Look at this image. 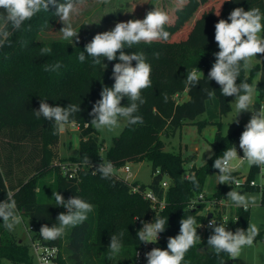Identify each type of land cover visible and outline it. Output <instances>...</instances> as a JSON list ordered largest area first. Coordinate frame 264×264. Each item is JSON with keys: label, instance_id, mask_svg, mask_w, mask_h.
<instances>
[{"label": "trees", "instance_id": "trees-1", "mask_svg": "<svg viewBox=\"0 0 264 264\" xmlns=\"http://www.w3.org/2000/svg\"><path fill=\"white\" fill-rule=\"evenodd\" d=\"M63 2L65 0H57V3ZM206 2L187 0L178 7L174 21L171 19L164 26V30L169 32L168 40L140 42L131 48L125 45L126 54L143 53L145 61L151 65L152 85L142 90L145 103L139 106L136 113L143 117V124L127 123L107 149L103 162L110 161L117 167L127 162H151L152 179L150 183L140 185L165 198L166 206L156 219L168 220L156 248L166 250L169 237H175L180 232V221L191 216L197 221V234L201 241L186 253L183 264H233L227 253L222 252L217 256L208 245L214 227L208 229L205 235L199 233L198 224L206 219L203 213L205 203H197L193 207L194 199L201 192H206L209 175L218 171L213 167L215 159L234 146L239 132L222 131L221 115L231 111V96H222L220 86L208 79V73L215 62L214 54L219 51L214 40V26L218 20L227 19L237 7L245 11L259 8L264 15V0H222L219 7L205 11L196 20L194 28L189 29L188 22ZM219 11L220 15L217 16ZM55 12L56 7L50 5L49 11L41 10L18 30H13L9 24L11 35L0 46V202L7 199V193L12 189L17 210L31 218L36 225L37 235L42 238L41 226L58 225V215L67 212L63 206L55 205L53 191L59 192L65 200L77 196L92 204L94 211L88 214L83 224L66 229L59 239L48 241L61 248L60 264H135L136 251L144 245L137 236L141 229L137 217H149L151 205L142 195L133 193L125 179L115 174L109 179H102L99 173L93 175L94 169L102 163L104 144L98 130L90 124L94 118L90 113L96 101L101 99L102 89L114 85L113 67L120 61L109 62L101 57L102 63L107 65L103 69L102 64L93 65V58L86 52L84 62L78 59L91 40L72 43L70 39L41 38L42 33L53 28L59 20ZM121 14L123 11L118 10L111 14V18L116 19ZM261 36L264 37V32ZM46 47L52 51L42 56L41 49ZM257 58L259 62L250 72L242 69L237 79V84L246 81L253 85L254 78L259 75L256 83L258 97L254 102L256 111L262 106L264 98V54H258ZM57 62L62 65L58 71L44 70L45 65ZM132 64L135 66L136 61ZM194 68L200 70L204 77L192 87L187 84L186 78ZM184 90H188V99L176 101L175 95ZM207 91H215V96L209 98ZM41 99L50 106H80L81 111L70 117V121L79 124L78 154L64 160L82 163L83 157L88 156L93 165L82 163L78 177L65 176L60 163H54L53 157L59 151L60 133L53 134L52 122L33 115V110L39 109ZM121 104L127 106L126 97ZM188 122H195L200 128L208 124L218 125L210 143L213 153L204 163L190 167L182 153L165 148V141L161 137L165 131L175 134ZM259 170L260 167L251 166L248 178H257ZM230 174L233 181L240 177L238 171ZM193 175L196 183L189 179ZM165 177L170 181L166 189L162 187ZM232 185L233 182L220 184L207 197L227 198ZM247 188L258 190L256 186ZM261 201L264 204V190ZM234 212L238 220H232L226 230L233 233L237 229L247 231L250 208L245 210L240 206ZM220 217L218 214L219 220ZM113 234L121 239L123 248L119 255L109 259L108 247ZM259 238H264V229L259 230L255 240ZM3 258L14 263L33 262L29 244L13 231L6 230L0 219V262Z\"/></svg>", "mask_w": 264, "mask_h": 264}, {"label": "clouds", "instance_id": "clouds-1", "mask_svg": "<svg viewBox=\"0 0 264 264\" xmlns=\"http://www.w3.org/2000/svg\"><path fill=\"white\" fill-rule=\"evenodd\" d=\"M86 0H65L57 3V0H0V9H3L4 25L0 27V46L11 35L8 25L13 30L21 28L22 24L30 20L41 10L49 11V6H55V15L63 23L64 27L59 32L65 40L73 38L79 40L78 32L72 27L73 16L79 15ZM108 3L109 0H101ZM220 15V11L216 13ZM230 21V22H229ZM264 15L259 8H251L245 11L242 7H237L231 11L227 19H219L215 24L214 40L219 48L215 53V62L208 73V79L214 80L221 88V95L225 97L235 96V107L238 115L241 112L251 111L252 116L246 124L245 130L239 138V148L243 151V158L237 154L235 146L227 148L223 156L215 159L213 167L219 170L220 184H228L233 181L231 176L230 162L239 159L246 161L249 166H258L264 172V105L258 111L253 110V94L255 86L241 82L237 84L241 70L250 71L253 67V59L258 54H264ZM169 23V16L166 12L158 9L147 12L144 19H130L127 22H117L110 31L96 34L91 42L85 46V50L80 53V62L85 60V52L93 58V65H101V57L111 62L119 60L113 67L114 85L104 87L100 93L101 99L96 101L92 107L90 115L94 118L90 124L96 129H113L119 125L120 118L127 120L129 125L143 124V117L137 115L139 106L145 101L141 96L142 90L151 87V65L145 61L143 53L133 52L126 54L125 45L131 48L132 45L140 42L152 43L156 40H168L169 32L164 30V26ZM51 48H42L41 55L51 53ZM119 54V55H117ZM158 58V53L156 54ZM136 61L135 66L132 62ZM59 62L52 65H45L46 72L58 71L61 68ZM203 73L194 68L187 73V84L195 86ZM243 93V94H241ZM207 96L213 98L215 91H207ZM127 98V106H121V101ZM167 102V96L164 97ZM81 111L79 105L69 104L66 108L61 106H50L46 100L41 99L38 110H33V115L39 119L54 124V133H62L76 113ZM237 115V116H238ZM236 116V117H237ZM238 124L239 121L234 119ZM211 158V157H210ZM83 164L90 165V158L83 157ZM114 166L108 162H102L93 175L99 173L102 179H109L114 175ZM196 183L194 175L189 177ZM237 186L239 182L235 181ZM231 201L237 207L242 206L245 210L250 204L256 203L255 197H247L235 190L227 193ZM53 198L56 206H63L66 213H60L57 217L58 225L51 227L42 225L40 236L46 241H53L64 236L66 229L75 228L83 224L88 219V214L94 211V206L83 199L75 196L68 200L59 192L53 191ZM138 218V217H137ZM0 219L8 231H14L15 227L22 223L23 215L17 210L16 201L11 192L7 193V199L0 202ZM165 219L158 218L155 222L144 223L137 232L139 241L142 243H156L158 235L165 231ZM227 218L223 224L216 225V220L209 222L208 227L213 228L214 234L208 238V245L214 249L219 256L222 252L227 253L233 260L238 259L245 246H252L256 236L259 235V228L255 223L249 224L247 231L237 229L235 233L226 230ZM197 221L189 216L180 221V232L175 237H169L167 249L153 248L146 253L147 264H183L186 253L193 248L198 241H201L197 234ZM201 227V225H200ZM123 233L120 234V237ZM121 239L113 234L110 237L108 247V258L113 259L122 251Z\"/></svg>", "mask_w": 264, "mask_h": 264}, {"label": "rangeland", "instance_id": "rangeland-1", "mask_svg": "<svg viewBox=\"0 0 264 264\" xmlns=\"http://www.w3.org/2000/svg\"><path fill=\"white\" fill-rule=\"evenodd\" d=\"M186 1L187 0H109L108 3H102L101 0H86L85 5L83 6L80 14L73 16L71 23L72 27L78 32V41L92 40L96 34L112 30L117 22H127L130 19H144L147 12L153 11L154 9L166 12L169 16V21L173 18L175 19L176 9L182 4H184ZM221 1L222 0H207L205 4L200 6L194 17L188 22V28L193 29L196 20L205 11L213 7H219ZM118 10H122L123 14H121V16L116 19H112L111 14L115 13ZM5 15L6 13L4 12V10L0 9V27H2L5 23ZM62 27H64L63 23L58 20L53 28L48 29L42 33L41 38L63 39L62 33L59 32ZM73 41H77L76 38H73ZM257 61V58L253 59V66L257 63ZM257 78L258 77L254 78V86ZM257 96L258 91L255 88V92L253 94V110L254 102L257 99ZM235 100V96L230 97L232 109L231 111H228L221 115V123L222 131L224 133L232 132L233 130L239 131L237 133L238 136L234 141V146L237 148L239 145L240 135L245 130L246 124L250 121L252 112L245 111L241 112L238 115L235 107ZM262 105H264V98L262 100ZM121 106L126 105L121 104ZM235 118L239 121L238 124L234 120ZM126 124L127 120H125L124 118H120L119 125L113 129H97L99 132V137L104 144V147L101 151L102 157L104 159L106 157L107 149L110 148V146L112 145L114 138L122 133ZM217 128V124H208L200 128L195 122H188L184 124L180 129H178L175 134H171L168 131H165L161 133V137L165 140L166 147L169 148L168 150L180 152L184 154V157L189 159L187 164L189 166L192 161L196 160V158H198V164H201L213 153V147L210 144V141L214 138ZM78 143L79 130L75 124L73 125L72 123H69L65 127V131L60 133V143L58 144L59 151L58 154L53 157L54 163H61L65 161L64 159L72 155H77ZM188 150H196L198 152H191ZM239 161L240 160L237 159L230 162V165L234 167L233 169H231V172L238 171L240 176L247 175L249 165L246 161H241L240 163ZM129 165L131 168L130 174L124 172L125 165H123V168L119 169L118 172L121 175L128 177V179L130 180L137 179L141 182H144L145 184L150 183L152 177V165L150 161L142 160L138 162H129ZM258 178L259 175L257 176V179ZM262 181L264 182V178L262 179ZM218 184L219 170L209 175L206 182L205 191L210 194L213 193L218 187ZM231 190H235L247 197L256 198V203L249 205V224L255 223L258 226L259 230L264 229V204L261 201L263 190H251L248 189L247 186H237L234 182L230 188V191ZM12 191L13 190L11 189V193ZM224 203L229 205V212H231V206H236L235 203L231 201L229 197L224 200ZM229 212L227 211V216H230ZM30 223H32L31 218L23 215L22 223L17 225L15 227V230L13 231L17 236H19L22 240H24V242L28 244L30 242V234L27 230V227L30 225ZM30 254L33 257V262L29 264H40L36 255H33V252L31 250ZM0 264L28 263H14L9 259L3 258ZM233 264H264V238H259L255 240L253 242V245L250 247L245 246L241 251L240 257L238 259L233 260Z\"/></svg>", "mask_w": 264, "mask_h": 264}, {"label": "built area", "instance_id": "built-area-1", "mask_svg": "<svg viewBox=\"0 0 264 264\" xmlns=\"http://www.w3.org/2000/svg\"><path fill=\"white\" fill-rule=\"evenodd\" d=\"M79 124L75 122V125ZM76 125V126H77ZM236 148V147H235ZM238 156L243 158L242 150L238 147L236 148ZM103 162V157H102ZM241 161H239L240 163ZM113 164V163H112ZM93 165V164H92ZM91 165V166H92ZM114 166V174L117 175L119 178L125 179V181L130 185L131 191L133 193H139L142 195L145 199H147L151 205V212L149 217L144 218H137V222L141 225V228L143 227L144 223H151L155 222L157 215L163 210L166 206V200L164 197H160L155 191L145 188L143 189L140 185V183H135L134 181L128 179V177H125L121 175L118 171L119 169L123 168V165L121 167ZM83 167V164L78 161H72V160H65L60 163V168L62 174L65 176H68L69 178L78 177L80 173V169ZM230 168L233 169L234 167L230 165ZM95 171V169H94ZM124 172L127 174L131 173V168L129 165V162L125 164ZM259 178L249 179L248 173L247 175L240 176L234 180L239 182V186H256L260 190H264V182L262 179L264 178V172H262L261 168L259 170ZM169 179L164 178L162 180V187L166 189L169 186ZM235 185H237L235 183ZM197 203H205V208L203 210V213L206 215V219L198 224L199 227V233L201 235H205L208 229H211L208 227L209 222L213 219L216 220V225L223 224L225 222V217L227 218V224L225 225L226 228H228L231 224L232 220H238V215L233 214L230 216H227L226 212L224 211V207L226 206V203H224L223 199L218 198H208L207 194L205 192H201L196 199L193 201V207ZM249 208V207H248ZM213 213L212 217H209V213ZM22 214V213H21ZM220 215L221 219L219 220L217 218V215ZM201 225V227H200ZM214 226V227H215ZM27 230L30 234V242H29V248L33 252V255H36L38 261L40 264H60L59 257L61 253V248L57 244H51L46 240H43L37 235V229L35 223H31ZM162 234L160 233L158 235V241L162 239ZM147 243L143 246H140L135 254V264H147V257L146 253L150 252L153 248H156V244L158 243Z\"/></svg>", "mask_w": 264, "mask_h": 264}, {"label": "crops", "instance_id": "crops-1", "mask_svg": "<svg viewBox=\"0 0 264 264\" xmlns=\"http://www.w3.org/2000/svg\"><path fill=\"white\" fill-rule=\"evenodd\" d=\"M257 58V57H256ZM257 62H259V59L257 58ZM258 78H257V80H256V82H255V88H256V83H257V81L259 80V75L257 76ZM257 90V89H256ZM175 97L177 98V101H183V100H186V99H188V97H189V95H188V90H184L183 92H180V93H178V94H176L175 95ZM258 97V96H257ZM73 125L75 124V123H72ZM77 125V124H76ZM77 128H78V130H79V132H80V129H79V127H78V125H77ZM216 132H217V130H216ZM216 132H215V135H216ZM229 133V132H228ZM215 135H214V137H215ZM170 138V137H169ZM214 139V138H213ZM212 139V140H213ZM211 140V141H212ZM165 141V140H164ZM210 141V142H211ZM59 143H60V141H59ZM181 144V143H180ZM183 144V143H182ZM188 146V145H187ZM78 147H79V143H78ZM165 148L168 150L169 148L168 147H166L165 146ZM174 148V147H173ZM242 150V149H241ZM171 151H174V150H171ZM188 151H191V152H198V151H196V150H188ZM242 153H243V151H242ZM184 155V154H183ZM188 159V158H187ZM197 159L198 158H196V160L195 161H192L191 163H190V165H189V167L190 166H192L193 164L194 165H199L198 164V162H197ZM188 161H189V159H188ZM205 162V160L202 162V163H204ZM201 163V164H202ZM250 167L251 166H249V169H248V172H249V170H250ZM247 172V173H248ZM151 179H152V177H151ZM132 181H138L139 183H144V182H141V181H139V180H137V179H134V180H132ZM220 185V182H219V184H218V186ZM217 189V188H216ZM207 195L208 194H210V193H207V192H205ZM228 198V197H227ZM226 198H224L223 200H225ZM227 206V207H226ZM226 206L224 207V211L227 213V211L229 212V210H228V204H226ZM236 207L237 206H235V207H233V206H231V212H229V215L231 214V215H233V213L234 214H236L235 212H234V210L236 209ZM250 208V207H249ZM23 214V213H22ZM33 223V222H32ZM31 224V223H30Z\"/></svg>", "mask_w": 264, "mask_h": 264}, {"label": "water", "instance_id": "water-1", "mask_svg": "<svg viewBox=\"0 0 264 264\" xmlns=\"http://www.w3.org/2000/svg\"><path fill=\"white\" fill-rule=\"evenodd\" d=\"M209 217H212L213 216V213L211 212V213H209V215H208Z\"/></svg>", "mask_w": 264, "mask_h": 264}]
</instances>
